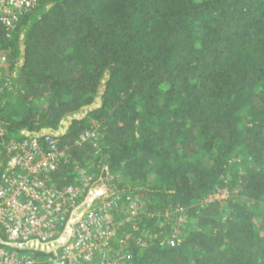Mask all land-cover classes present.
Wrapping results in <instances>:
<instances>
[{"label": "trees", "instance_id": "trees-1", "mask_svg": "<svg viewBox=\"0 0 264 264\" xmlns=\"http://www.w3.org/2000/svg\"><path fill=\"white\" fill-rule=\"evenodd\" d=\"M7 34L0 150L87 111L47 179L93 178L54 246L108 193L144 203L123 230L126 264H264V0H39ZM85 131L97 140L77 144ZM35 244L7 248L55 255Z\"/></svg>", "mask_w": 264, "mask_h": 264}, {"label": "built area", "instance_id": "built-area-1", "mask_svg": "<svg viewBox=\"0 0 264 264\" xmlns=\"http://www.w3.org/2000/svg\"><path fill=\"white\" fill-rule=\"evenodd\" d=\"M39 0H0V25L11 37L23 17L35 9ZM13 90L8 56L0 39V98ZM60 132L22 130L0 150V264H126L128 239L124 228L135 222L144 203L138 198L125 201L108 193L101 195L82 213L66 243L52 244L67 216L82 204L88 184L93 180L86 171L79 173L81 185L58 189L48 183L61 163ZM95 131L82 133L77 144L95 142ZM219 190L211 200H223L228 192ZM225 193V197H223ZM208 198V199H209ZM37 241L31 249L54 252L44 260L32 253L17 252L7 246ZM177 244V236L168 239ZM62 246L60 251L58 248Z\"/></svg>", "mask_w": 264, "mask_h": 264}, {"label": "rangeland", "instance_id": "rangeland-1", "mask_svg": "<svg viewBox=\"0 0 264 264\" xmlns=\"http://www.w3.org/2000/svg\"><path fill=\"white\" fill-rule=\"evenodd\" d=\"M98 99H100V98H98ZM96 105H98V103H96ZM87 114V111H84V112H80L79 114H77L76 116H74V117H69L67 120H65L66 122H68L69 124L71 123V121L74 119V118H77V119H81V118H83L85 115ZM64 121V122H65ZM64 122H63V127H62V129H64L65 130V128L67 127V126H64ZM54 132H59V130L58 131H54ZM240 160V158H238L237 156L236 157H234L233 158V163L232 164H234V162H238ZM228 192V190L227 189H225V191L224 192ZM228 195H229V193L226 195V197H228ZM223 197H225V193H224V195H223ZM144 213H145V210H144ZM182 221H184V220H182ZM185 223V222H184ZM188 224V223H187ZM185 226H186V224H184Z\"/></svg>", "mask_w": 264, "mask_h": 264}, {"label": "water", "instance_id": "water-1", "mask_svg": "<svg viewBox=\"0 0 264 264\" xmlns=\"http://www.w3.org/2000/svg\"><path fill=\"white\" fill-rule=\"evenodd\" d=\"M96 103H98V105L95 104V105L93 106L94 109L98 108L99 105H102V100H101V99H97V100H96ZM68 125H69V123L65 121V122H64V126H68ZM60 133H61V134H64V133H65V130H64V129H61V130H60Z\"/></svg>", "mask_w": 264, "mask_h": 264}]
</instances>
